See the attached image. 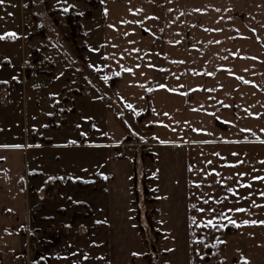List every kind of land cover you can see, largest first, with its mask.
<instances>
[{"label":"crops","instance_id":"1","mask_svg":"<svg viewBox=\"0 0 264 264\" xmlns=\"http://www.w3.org/2000/svg\"><path fill=\"white\" fill-rule=\"evenodd\" d=\"M100 2L102 25L85 43V59L115 84L105 96L92 91L70 100V114L81 120L74 140L62 138V193L73 180L77 197L86 191L90 196L57 207L62 223L56 214L35 215L23 186L41 174L33 167L37 130L26 143L0 139V264H147L141 239L146 212L134 199L144 188L155 200L163 264H209L204 250H213L210 257L218 255L219 264H264V224L243 223L264 220V179H252L264 178V118L258 111L251 137L244 139L232 90L200 96L188 84L241 82L242 65H250L252 82L261 86L254 93L257 107L264 105V0ZM0 61L1 107L30 81L22 64L20 75L10 76L1 72L8 60ZM234 90L236 99L241 90ZM82 100L100 114L83 117ZM148 100L149 115L140 118ZM197 114L205 116L194 121ZM85 118L93 122L84 124ZM140 127L150 130L149 137L130 140ZM209 206L212 213L197 211ZM209 218L213 226L206 225ZM26 226L34 230L29 253ZM215 231L220 236L209 237ZM211 242L219 243V252Z\"/></svg>","mask_w":264,"mask_h":264},{"label":"rangeland","instance_id":"2","mask_svg":"<svg viewBox=\"0 0 264 264\" xmlns=\"http://www.w3.org/2000/svg\"><path fill=\"white\" fill-rule=\"evenodd\" d=\"M90 3L94 5L93 8L84 0H3L0 3V35L5 32L17 34L15 39H0V60H8V66L2 67L1 72L10 76L20 75L22 64L24 78L30 81L23 93L21 91H18V94L13 93L6 104L0 107V139L7 142L24 141L26 143L32 137V130L35 127L37 131L33 135L36 144L33 147L35 160L33 167L41 174L35 177V181L28 180L23 187L28 196L29 206L35 207V215L39 216L40 212L45 215L56 214V219L60 223H62V214H60L62 210L57 207L64 205L69 208L71 203L78 202L79 199L76 198L80 197L87 201L86 195L88 198L90 196V193L86 191L82 196L77 197L79 194L75 187L78 184L73 180L66 182L67 188L62 193L64 185L62 182V138L69 140L74 137L75 124L79 117L81 120V116L75 115L77 112L70 114L74 111V102L70 103V100L78 98V93L84 95L92 91L99 96H105V92L115 84L109 82V79H102L98 67L86 63L85 57L88 55L90 59V53L86 51L84 45L90 43L92 38L96 39L95 34L98 33V27L103 21L100 0H90ZM64 8H68V11L64 12ZM75 15H79L78 19ZM67 16L71 17V25L68 24ZM67 46L70 50L66 48ZM70 51L76 60L71 56ZM242 75L241 82L200 80L188 84L192 88L189 92H195L200 96L207 95L210 90H232L230 101L233 111V106L237 105V127L241 126L243 138L249 139L253 132V123L259 120L257 112L259 111V118H264V105H261L259 109L257 107V101L260 98L254 93L257 89H261V86L252 82V66L242 65ZM39 79L44 80L41 86ZM234 89L241 90V94L237 93L236 99ZM198 91L200 93H197ZM0 100H3L2 93H0ZM261 100L264 102V99ZM82 101L86 104L83 106L86 115L80 112L83 117L89 116L90 112L100 114L99 109L92 108L90 102ZM229 111L233 113L231 109ZM197 115L199 116H195L194 121H201L205 116ZM45 121L43 128H40L39 125L44 124ZM82 122L88 124L93 121L85 118ZM63 124L67 125L63 126ZM135 132L138 135L133 136L128 133L130 140L134 137L136 140H146L150 135V130L144 131L141 127ZM46 141L56 145L43 147L42 144ZM141 153L146 154L144 150ZM134 199L136 203L144 206L146 212L147 225L143 226L145 233L142 232L141 239L148 246L147 264H163L164 258L161 255L163 253L160 252L161 238L156 235L153 222L154 199L147 188H144L141 195ZM77 211L83 214L86 210L77 208ZM65 220L67 222V219ZM22 230L28 236L29 253L34 244V230L27 226ZM211 236L220 235L215 231L209 237ZM211 245L210 249L214 248L215 253L219 252V243L211 242ZM203 253L205 258L208 260L210 258L209 264H219L218 255L214 258L210 257L214 253L213 250H204ZM203 262L208 264V261L204 259Z\"/></svg>","mask_w":264,"mask_h":264},{"label":"snow or ice","instance_id":"3","mask_svg":"<svg viewBox=\"0 0 264 264\" xmlns=\"http://www.w3.org/2000/svg\"><path fill=\"white\" fill-rule=\"evenodd\" d=\"M2 2H3V0H0V3H2ZM63 11H64V12H67V11H68V8H64ZM105 11H107V10H105ZM9 15H11V13H9ZM125 34H127V33H125ZM16 37H17V34H16L15 32H5V33H3L2 35H0V39H5V38H12V39H15ZM128 71H131V69H128ZM12 79H16V77H12ZM102 79L107 80L108 77H107V76H104V77H102ZM4 82L6 83V81H4ZM161 87H164V86L161 85ZM127 107L131 108L132 106H131V105H127ZM82 135H83V133H82ZM72 143H74V141H72ZM161 143H166V141H161ZM16 147H19V145H16ZM0 159H2V157H0ZM209 163H210V162H209ZM218 175H219V174L217 173V176H218ZM239 175H240V176H244L245 174H244V173H239ZM50 179H52V178L50 177ZM252 179H254V180H260V179H264V178L259 177V176H256V177H252ZM237 183L239 184L240 182L237 181ZM241 186H242V187H250V185H241ZM226 191H227L228 193H232L233 195H238V193H236V192H235V189L232 188V187H228V188L226 189ZM260 195H261V196H264V192H261ZM240 198H241V199H246V197H243V196H241ZM211 199H212V197L209 196L208 199L204 201V203L207 205V204H208V200H211ZM216 203H219V201H216ZM193 207H195V206L193 205ZM197 211L202 212V213H205V212H206V213H212L214 210H213V208H212L211 206H209V207H207V208H200V209H197ZM235 211H244V209H242V208H237V209H235ZM220 215L222 216L223 213H221ZM229 223H231V224H236V221L230 219V220H229ZM243 223H244V224H249V223H251V224H257V223L264 224V220H262V221H255V220H253V221H247V220H246V221H243ZM206 225H207V226H213V219H212V218H209V219L206 221ZM133 255H136V253H133ZM245 264H247V262H245Z\"/></svg>","mask_w":264,"mask_h":264},{"label":"trees","instance_id":"4","mask_svg":"<svg viewBox=\"0 0 264 264\" xmlns=\"http://www.w3.org/2000/svg\"><path fill=\"white\" fill-rule=\"evenodd\" d=\"M84 1H86L87 2V4L90 6V7H94V5L92 4V3H90V0H84ZM88 12V11H87ZM68 18H67V20H68V24L69 25H71V17H69V16H67ZM75 17H76V19H78V17H79V15H75ZM114 79H117V77H114ZM150 103H149V100H148V104H147V109H146V111L144 112V113H142L141 115H140V118H143V117H146L147 115H149V112H150ZM146 192V191H145ZM155 200H153V202H154ZM156 233V235L157 236H159V232L158 231H156L155 232Z\"/></svg>","mask_w":264,"mask_h":264},{"label":"built area","instance_id":"5","mask_svg":"<svg viewBox=\"0 0 264 264\" xmlns=\"http://www.w3.org/2000/svg\"><path fill=\"white\" fill-rule=\"evenodd\" d=\"M39 84H40V86L43 84V82H44V80L43 79H39Z\"/></svg>","mask_w":264,"mask_h":264}]
</instances>
